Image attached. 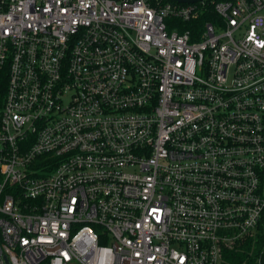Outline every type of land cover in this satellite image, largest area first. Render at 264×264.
I'll use <instances>...</instances> for the list:
<instances>
[{
  "label": "built area",
  "instance_id": "obj_1",
  "mask_svg": "<svg viewBox=\"0 0 264 264\" xmlns=\"http://www.w3.org/2000/svg\"><path fill=\"white\" fill-rule=\"evenodd\" d=\"M264 252V0H0V264Z\"/></svg>",
  "mask_w": 264,
  "mask_h": 264
},
{
  "label": "trees",
  "instance_id": "obj_2",
  "mask_svg": "<svg viewBox=\"0 0 264 264\" xmlns=\"http://www.w3.org/2000/svg\"><path fill=\"white\" fill-rule=\"evenodd\" d=\"M251 246L247 245L243 250H231L226 253L227 264H264V252L260 255L262 245L258 244L250 255Z\"/></svg>",
  "mask_w": 264,
  "mask_h": 264
},
{
  "label": "water",
  "instance_id": "obj_3",
  "mask_svg": "<svg viewBox=\"0 0 264 264\" xmlns=\"http://www.w3.org/2000/svg\"><path fill=\"white\" fill-rule=\"evenodd\" d=\"M178 2H194V1H198V0H175Z\"/></svg>",
  "mask_w": 264,
  "mask_h": 264
}]
</instances>
